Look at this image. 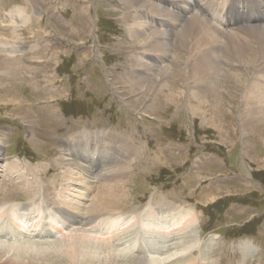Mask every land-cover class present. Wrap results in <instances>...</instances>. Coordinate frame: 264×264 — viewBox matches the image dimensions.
<instances>
[{"label":"rangeland","instance_id":"374dc122","mask_svg":"<svg viewBox=\"0 0 264 264\" xmlns=\"http://www.w3.org/2000/svg\"><path fill=\"white\" fill-rule=\"evenodd\" d=\"M210 1L212 5L223 2ZM229 1L212 11L214 23L223 30ZM176 4L0 0V206L8 208L9 220L0 230V239L15 244L5 248L9 259L1 258L0 264H63L45 243L62 236L53 230L54 222L49 223L60 215L62 205L55 206L50 199L80 209L63 206L71 213L66 219L69 229L73 216L83 217L82 209L90 208L99 183L107 184L100 174L114 167H123L126 178L118 182L125 197L118 209H107L116 212L103 216L126 217L122 227L134 226L131 235L138 250L130 252L133 257L163 255L171 249V239L181 238L184 244L194 242L187 253L189 264L194 259L195 264H264V113L249 120L246 104L248 93L256 92L255 84L264 81V56L263 61L246 66L234 56L227 59L222 47L221 73L212 71L202 86V79L190 69L198 62L190 46L187 50L175 46L161 60L146 40L154 30L172 31L177 44L181 26L169 13L190 19L194 9L187 3L191 10L182 13L183 7ZM199 10L210 19L209 10ZM140 21L151 27L142 26L136 40L133 27ZM252 53L258 55L259 50ZM163 71L168 72L164 81ZM231 75H241L240 80ZM195 98L202 104L197 110ZM74 158L86 163L92 158L86 167L91 174L61 166ZM12 165L19 167L22 178L9 175ZM70 169L73 173L67 172ZM36 178L41 182L39 195ZM81 178L86 181L83 186ZM169 206L175 208L169 219L182 214L180 227L189 216L194 220L190 237L185 227L163 236L145 232L146 219L162 215L163 209L166 215ZM27 210L31 211L26 215L41 221L36 225L49 237L30 229L34 220L22 216ZM23 226L21 233L26 236L19 233ZM103 226L96 223L95 232H104L103 239L112 238V231ZM27 235L35 245L25 243ZM21 243L25 245L18 246ZM93 245H82V253L90 254Z\"/></svg>","mask_w":264,"mask_h":264},{"label":"bare ground","instance_id":"6f19581e","mask_svg":"<svg viewBox=\"0 0 264 264\" xmlns=\"http://www.w3.org/2000/svg\"><path fill=\"white\" fill-rule=\"evenodd\" d=\"M162 1H164L165 4H169V3H172V4L177 3L178 4L177 0H175V1H173V0H162ZM226 1H228V0H226ZM226 1L223 0L222 3L226 2ZM180 2L183 3V6L181 4H178L180 7L181 6L183 7V8H181L183 10L179 11L182 13H186L187 10H191V8L188 5V4H191L192 9L195 10V11L192 10V12H193L192 17L190 19H188L184 15H181V14L169 13V17L170 16L172 17L175 24L178 25L179 27L181 26L180 27L181 31H180V35L178 36V39H177V44H174V42L172 41L173 36H174L172 31L165 33L162 30H154V31H152V34L150 35L151 37H153V39H151L150 36L147 37V34H145V36L147 37L146 40H150V44L153 45L151 48L155 49V51H153V53H155L156 55L160 54L159 56H161V55L167 56L168 54H171L170 51H172L173 47H175V46L179 45L181 47H184L186 50H187L186 47L189 48V46H190L191 47L190 50L193 51L192 56L195 57L196 60L198 61L196 63L194 62L192 65L193 67H191L190 69L192 72H194V74L196 76L199 77V80L202 79L201 81L204 83V85L202 84V86L207 85L208 81L206 79L208 78V76L211 73H214L215 71L216 72L218 71V75L221 73V68L219 66L220 61L218 60V59H220V57L218 56V53L220 51H222V47L224 48V53L226 54L227 59L231 56H234V57H236V59H238L242 64H244L246 66H251L253 64L259 63L260 61H263V59L261 60V56H264V0H230L228 3L227 12H225V15L223 16V21L225 22V25H226L225 30H223V28L220 29L214 23L215 14L212 13V11L217 12L216 11V9L218 7L217 4L221 5L222 3L215 2L212 5V2L210 0H181ZM201 7L204 10H209V12H208V16L210 18L209 20H207V18H204V15L202 14V12H200L199 9H201ZM157 8H158L157 11L160 12L161 14L166 13L165 9L162 10L161 7H157ZM211 13L213 14L214 17H211L212 16V15H210ZM208 16H206V17H208ZM160 18L166 19L163 17H160ZM160 18H158L159 22L161 21ZM164 25L167 26V24H164ZM256 25H258L260 27H258ZM142 26L151 27L150 24L142 23L141 21L139 22L138 25H135L133 27L135 36H133V37L136 40H137V38L141 37L140 32H142V30H143ZM245 26L247 28H244L239 32L228 31L229 29L242 28ZM152 28H154V27H152ZM158 36H161V37H158ZM254 50H259L258 55L252 53V52H254ZM211 51L214 53H211ZM215 55H217V59H215V57H216ZM162 56L159 57L161 60L164 59V56L163 57ZM257 58H259V61H257ZM141 68H144V66H142ZM150 69L152 70L154 68H150ZM261 70L264 73V62H262V69ZM212 71H214V72H212ZM203 75H205V76H203ZM200 76H202V77H200ZM231 76H233L234 78H237L238 80H240L239 77H241V75L240 76L239 75H231ZM167 77H168V72L166 73V71H163V73L161 74V79L164 81V79H166ZM258 77H260V76H258ZM262 77H263V75H262ZM240 85H241V82H240ZM202 86H200V87H202ZM254 87L256 89V92H254L251 95L248 93V97L246 99V104L248 107H250V109H248V111H247V118L249 120H254L255 118L259 119V117H262L263 113H264V81H263V83L255 84ZM195 99L196 100L193 102V104L195 105V108L197 110L199 107L200 108L202 107V104H199L200 98H195ZM94 137H95V135L93 136V139H95ZM106 137L109 138L108 136H106ZM88 139H90V138H88ZM114 139L115 138H113V140ZM76 145H78V144H76ZM86 148H87V146H85V149ZM78 149L81 152L84 151V148H82L80 146ZM88 149L92 150V147L91 148L89 147ZM90 151H88V152L90 153ZM134 151L135 150L133 149L132 152H130V153H133ZM78 153H80V152H78ZM75 155H79V154L76 153ZM75 159L77 160V162L76 161L74 162ZM90 159L92 161V158H90ZM74 160L66 159V161H63V162L61 161L62 162L61 166L64 167L67 165V166L71 167V169L74 168L75 170L80 168V170L84 172V171H87L86 167H88L89 164L91 163V161H90V163H86L85 161L81 162L80 158L79 159L74 158ZM114 162H115V160H114ZM106 165L107 164H105L104 166H106ZM122 168L123 167L116 169L114 167V170H112L106 174H104V171L102 170L103 172H102V174H100L99 177L102 178L101 182L107 181V184L103 183L100 185V183H99V186L97 187V192L95 194L94 200L92 201L90 208L86 212L83 211L84 209H82L81 214L83 217L73 216L72 223H74V224L69 229L66 226V222H67L66 219L69 220L71 218V213L64 211L65 209H63L64 207L68 208L69 205L65 204V203H67L65 200H64L65 202L60 203V200L55 201L53 199H50L51 202L55 206L62 205L61 210H60V208L59 209L57 208L58 209L57 212L60 215H62L63 217L60 215H56L55 219L52 218L49 220V223L52 221L54 222V224H52V225H54L53 230L57 233L59 232V234H61L62 236H61V238H58V240H55V241L54 240H52V241L47 240V242L45 241V243L47 244V247H51V251L53 250L55 257L58 256V257H60L59 260L60 259L64 260L63 264H80V263H82V264H164V263L170 264L171 262H174L173 264H189V263H186L187 260L189 259L187 253L194 249L193 245H192L194 242L192 244H184L181 238L171 239L170 242L172 244V247H171V249L168 248V250H167L168 254L165 251V253H163V255H159V256H158V254H156V255L153 254V256H151V257L146 256L145 258H139V257L135 258V257H133L134 255L132 256L130 254V252H137V250H138V247L136 245H134V242L132 241L131 230L134 228V226H131L130 228H126V229L124 227H122V221L126 217L122 218V217H111V216L106 217V216H103V214L116 212V210L111 211V210H107V209H113V208L118 209L119 203L122 200H124L123 198L125 197V194H123L124 191L122 190V189H124L122 186L123 184H122V182L121 183L118 182L120 180V178L125 177L124 173L120 170ZM71 169L68 170L67 172L73 173L74 170H71ZM124 170H126V169H124ZM7 172H10V174L9 173L8 174L11 176H14V177H15V175H17L20 178H22V175H23L21 173L19 167L15 166V165H12V167L9 166ZM87 173H88V175L91 174V173H89V171H87ZM37 180L38 179L36 178L35 179V182H37V185H36L37 190L36 191H37V195H39V193L41 192L40 191V188H41L40 183L41 182L37 181ZM65 180H67V179H65ZM82 180L83 179L81 178V182H82L80 184L81 186H83V184L86 183V181H82ZM32 182L34 183V181H32ZM87 183L91 187V182L89 181ZM92 184H94V182ZM121 186H122V188H121ZM93 187L88 188V189H92ZM67 190H70V188H68ZM35 198H37V197H35ZM6 199H8V197H6ZM34 199L32 198L33 201H34ZM2 207L5 209H3ZM17 207L19 209L20 206H17ZM75 207L69 206V208H71L73 210H77V211L80 210L79 208H75ZM102 209H104V210H102ZM163 210H162V212H163L162 215L157 214L156 216H153V219L151 221L154 220V223H155L154 225L152 223H150L151 222L150 219L152 217H150V219L149 218L146 219V220L150 221V222L147 221L145 223L144 230L146 233H148V234L153 233L152 235L156 234L157 236H163V233H166L168 235V231L172 232V231H175V229H174L175 227H180L179 225L184 221L179 216L182 214L180 212H177V214H176L177 216H176L175 220H174V218L169 219L170 218L169 213L171 211L175 210V208L172 206H169V208L167 209L166 215L164 214V212L166 210H164V211ZM178 210H179V208H178ZM16 211H17V213H19L20 210H16ZM30 211L31 210H27V212H25L22 215L24 217L26 216V218H30L31 221L34 220L31 222V224H33V225L30 226V229L34 230V231L36 230L37 232H38V230H40L39 233H37V235H43V236L47 235L49 237L47 230H45L44 228H39V225H36V224H41V221L36 222V218L33 217V215H29V216L26 215ZM7 212H8V208L4 207V205L0 206V230L4 226L5 221L6 222L9 221V220H7ZM173 212H175V211H173ZM4 213H5V215H4ZM183 213H186V212L183 211ZM9 214H10L9 217L14 222V217L12 216L10 211H9ZM148 214H152V213L148 212ZM189 215L190 214H187V216H186L187 218L185 220L188 219ZM45 216H46V214H45ZM134 216L135 215H133V223L135 222ZM117 218L119 221H117ZM165 218L169 219V227L166 225V219ZM78 219H80V221H77ZM138 219L139 218H137L136 220H138ZM43 221H45V220H43ZM75 221H77V222H75ZM144 221H145V219H144ZM26 222H27V220H26ZM98 222L100 223V225H102V226L104 225L103 227H105V228H106V226L109 227V231L110 230L112 231V235H111V236H113L112 238H104L103 239V238H101V237H103V235H101V234H104V232H100L98 234L95 232L96 230H98V228L95 227L96 223L99 224ZM27 223H29V222H27ZM142 223L144 225V222H142ZM129 225H130V223H129ZM123 226H125V225H123ZM184 227L187 228L184 231H186L187 236L190 237V234H192L195 231L194 230L195 229V222L193 219L191 220L190 216H189L187 223L185 221L181 225V227L178 231H180L182 228L184 229ZM188 227L190 230H188ZM23 229H26V228L24 226H23V228H20L19 233H21L23 231ZM65 230L67 232H65ZM101 230H103V229H101ZM71 231H72V233H71ZM64 233L65 234L67 233V235L63 236ZM106 233H108V231ZM21 235L26 236V233L23 232V234L21 233ZM170 235H171V237H173L172 234H170ZM47 236H46V238H47ZM180 236H181V234H180ZM0 238H1V236H0ZM25 238H24V240L26 241L25 243L35 245L32 241L28 240V239H30V238H28V235ZM42 238H44V237H42ZM4 240L0 239V259L4 258V257L7 258L6 254H8L10 251L7 252V250L5 248H11L13 245V243H9L8 240H5V241ZM134 241H136V239ZM36 242H38V241H36ZM25 243H21L18 246L25 245ZM86 243L94 244L92 246L93 251H90V254H85V253L83 254L81 251L82 245H85ZM188 243H189V241H188ZM41 244H44V243H41ZM37 246H39V245H37ZM118 246H120V247H118ZM55 247L57 249L54 250ZM162 251H164V250H162ZM7 259H9V257ZM195 261L196 260L194 259V261L193 262L191 261L192 263H190V264L197 263Z\"/></svg>","mask_w":264,"mask_h":264}]
</instances>
